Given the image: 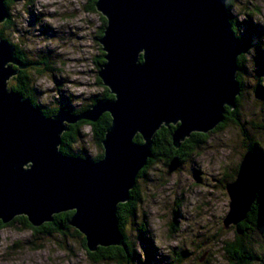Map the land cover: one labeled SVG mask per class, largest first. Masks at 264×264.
Segmentation results:
<instances>
[{"label": "water", "instance_id": "95a60500", "mask_svg": "<svg viewBox=\"0 0 264 264\" xmlns=\"http://www.w3.org/2000/svg\"><path fill=\"white\" fill-rule=\"evenodd\" d=\"M95 7L106 19L99 39L105 63L98 77L114 99L82 113L59 110L47 117L31 99L10 90L9 79L19 72L15 67L29 66L20 63L14 45L0 40V222L24 216L40 227L54 215L74 212L70 225L84 236L89 252L125 247L116 212L129 201L161 127H176L172 138L178 149L193 133L215 130L226 107L235 108L237 61L246 50L234 34L227 0H96ZM9 17L0 0V24ZM105 113L111 125L101 160L60 152L69 125L95 123ZM137 135L142 144L134 143ZM178 166L175 158L169 169ZM258 186L249 152L227 187L225 225L246 219Z\"/></svg>", "mask_w": 264, "mask_h": 264}, {"label": "rangeland", "instance_id": "374dc122", "mask_svg": "<svg viewBox=\"0 0 264 264\" xmlns=\"http://www.w3.org/2000/svg\"><path fill=\"white\" fill-rule=\"evenodd\" d=\"M89 4V0H9L6 35L22 50L23 59L42 66L22 70L30 75L29 85L43 106L78 109L103 91L97 66L103 16L92 12ZM229 4L235 33L251 44L240 72L241 125L228 123L200 137L198 147L194 142L195 148L176 170L170 171V165L159 161L137 179L142 196L137 228H144L155 258L164 259L163 264L240 263L234 257L236 251L228 246L236 240L237 225L224 223L231 203L227 187L236 181L237 169L249 153L246 137L255 139L264 151V0H230ZM20 76L9 79V89ZM259 85L262 96L257 94ZM82 133L76 149H86L90 160L104 153L90 126L83 127ZM130 228L128 223L127 235L136 245L130 264H137L138 258L144 263L145 249L136 237V227L132 233ZM38 232L45 231L36 232L20 222L0 228V264H117L91 261L80 239ZM249 234L250 254L253 258L258 254L261 261L252 259L248 264H264V239L255 228Z\"/></svg>", "mask_w": 264, "mask_h": 264}, {"label": "trees", "instance_id": "16d2710c", "mask_svg": "<svg viewBox=\"0 0 264 264\" xmlns=\"http://www.w3.org/2000/svg\"><path fill=\"white\" fill-rule=\"evenodd\" d=\"M4 4L9 12V0H3ZM95 2L96 0H89V5H90V10L92 12H96V7H95ZM230 0H227V7L230 11ZM102 18V26H101V36L103 34V31L106 27V19L104 17ZM232 23V22H231ZM10 25V17L7 19L4 23L0 24V40H6L12 45H16L15 43L12 42L10 37L6 35V30ZM233 25H235L233 23ZM234 34L240 38L244 44L246 45V50L251 46L250 43H248L245 39L242 38L240 34L235 33ZM256 33H258L256 31ZM258 35V34H257ZM16 49V48H15ZM260 49H258L259 51ZM16 49V54L17 58L20 60V63L22 65H27V66H37L38 63H35L31 60H26L22 58V50L18 51ZM245 52L238 58V67L239 71L237 74V81L239 82V87L242 89L243 84L240 79V72L243 71V61H244V54ZM19 55V57H18ZM260 55V51L258 54V57ZM101 59L97 61V66L98 68H101L103 64L105 63L104 60V53L101 52L100 55ZM41 65L45 64L43 62H40ZM16 70H20L19 74H23V76L18 77L16 79L17 85L14 87H11L10 90H13L15 92H19L21 95H23L24 98H29L32 100L33 105L36 106L41 110V112L47 116L51 117L57 113L58 109H63L66 111H71L72 113L79 114L84 112L85 110L91 108L94 104H96L98 101H109L113 100L114 97L111 94L110 90L104 86L102 83L101 79L99 78V83L103 85V91L100 95H95L91 97L88 101V103L81 104L80 107L77 109H71L67 105L64 107H61L58 105L57 107L55 106L54 108L46 107L39 102H37V99L35 98L36 91L29 85V80H30V75H28L27 71H24L22 69L16 68ZM29 85V86H27ZM257 94L259 96H262L263 89L259 85L257 88ZM240 96L237 97L236 99V105L235 108H227L225 110V115H224V121L219 124L214 131H217L219 129H222L223 126L229 124H239L241 125V120L239 119V114L238 111L241 108V103H240ZM70 106V105H69ZM57 108V109H56ZM236 122V123H235ZM111 125V116L108 113H105L102 115L98 121L95 123L88 122V121H79L76 124L69 125L68 126V131L64 132L61 136V145L59 147L60 152L65 155V156H70V157H77V158H83V159H89V155L87 154V150L83 149H76L74 147L77 142H79L81 136L83 135L82 133V128L85 126H90L93 137L95 142L97 143L99 149L102 150V141L105 138L106 132L108 128ZM175 126L170 125L169 127H161L154 135L152 139V145H151V157L148 160L147 165L139 172L138 178L140 179L141 177H144L145 173L147 170L153 166L156 162H164L167 166L172 163V161L177 158L179 165H181L184 162L185 157L191 154V150L193 148L198 147L200 140L202 136L205 134L201 133H193L189 138H187L184 142H182L180 148L176 149L173 144V132L175 130ZM245 131V128H244ZM246 132V131H245ZM247 133V132H246ZM246 135V134H245ZM141 135H137L134 139V143L136 144H142L143 139ZM142 139V140H141ZM247 143L246 144V149L247 152L252 153L256 160L257 164V169H258V176H259V186H258V193L256 196V201L254 204L251 206V209L249 213L247 214V217L244 221L239 223L236 226L237 230V237L234 242H232L230 247L233 248L236 252V256L234 253L235 259L240 260L239 264H248L252 259H257L259 256L258 254H254V257L250 254V248L253 247L251 244V235L249 233L254 231V228L256 229V232L261 234L262 238L264 239V151L261 149L257 141L255 139H251L249 136L248 138L246 137ZM202 141V140H201ZM99 142V143H98ZM196 143L195 147L193 143ZM102 155V156H101ZM103 158V154H99V156L96 159H93L94 162H98ZM239 168V167H238ZM238 174V169L237 173ZM130 198L129 201L124 203V204H119L117 212H116V218L118 221V227L121 232V234L124 237V246L125 247H99L96 252H88V255L90 257V260L93 261L94 263H101V262H106L108 260L110 261H115L117 264L121 263H126L130 264V262L133 261V258L136 255V245L127 235V225L128 223L130 224L131 228V233L132 230L135 231L134 227H136V231L138 232V235L136 237L139 239V242L141 243L142 249H145V259L144 263L142 262L141 258H138L137 264H163L161 261L164 259L157 260L155 258V254L153 253L154 248L152 244V240L149 238L145 239L146 233H144V228L140 229L137 228V222H136V214H137V206L141 203L142 201V196L141 192L139 189L138 181L136 182L135 187L130 191ZM74 212H65V213H60L57 215L53 216V221L49 223H45L42 227L36 228L33 227L31 224H29L28 220L26 217L21 216V217H16L11 223L9 224H3L0 222V228L8 225L12 226L16 222L23 223L36 232L38 230H44L45 232H38L37 234H43V236H52L53 234H58L59 236H62L66 240L68 239H80L83 242V245L86 246V240L84 236L76 230L74 227L70 225V220L72 218ZM62 214V215H61ZM144 226V225H142ZM52 227V228H51ZM53 232V233H52ZM253 235V234H252ZM140 246V247H141ZM87 247V246H86ZM258 256V257H257ZM260 260V258H258ZM156 260V261H155ZM261 261V260H260Z\"/></svg>", "mask_w": 264, "mask_h": 264}, {"label": "flooded vegetation", "instance_id": "af4514ba", "mask_svg": "<svg viewBox=\"0 0 264 264\" xmlns=\"http://www.w3.org/2000/svg\"><path fill=\"white\" fill-rule=\"evenodd\" d=\"M235 25H236V24H235ZM15 48H16L18 51L21 50L17 45H15ZM18 51H17V52H18ZM18 57H19V55H18ZM19 73H20V70H19L18 74H19ZM17 79H18V78H17ZM58 110H59V109H58ZM58 110H57V111H58ZM62 110H63V109H62Z\"/></svg>", "mask_w": 264, "mask_h": 264}, {"label": "bare ground", "instance_id": "6f19581e", "mask_svg": "<svg viewBox=\"0 0 264 264\" xmlns=\"http://www.w3.org/2000/svg\"><path fill=\"white\" fill-rule=\"evenodd\" d=\"M12 39V38H11ZM238 74V73H237ZM238 82V81H237ZM238 84H239V82H238ZM262 93V92H261ZM114 97V96H113ZM57 109V108H56ZM68 112H71V111H68ZM141 138V137H140ZM62 139V138H61ZM142 140V139H141ZM99 143V142H98ZM102 156V155H101ZM97 157V156H96ZM150 159V158H149ZM148 159V160H149ZM171 174V173H170ZM238 175V174H237ZM122 205V204H121ZM62 215V214H61ZM52 228V227H51ZM53 233V232H52ZM48 236V235H47Z\"/></svg>", "mask_w": 264, "mask_h": 264}, {"label": "clouds", "instance_id": "9594fccd", "mask_svg": "<svg viewBox=\"0 0 264 264\" xmlns=\"http://www.w3.org/2000/svg\"><path fill=\"white\" fill-rule=\"evenodd\" d=\"M59 110H60V109H59ZM59 110H58V111H59ZM58 111H57V112H58ZM71 113H72V112H71Z\"/></svg>", "mask_w": 264, "mask_h": 264}]
</instances>
